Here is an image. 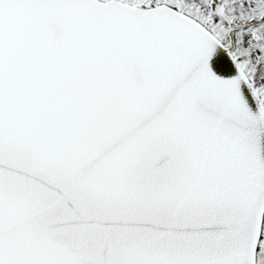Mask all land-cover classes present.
<instances>
[{
    "label": "snow or ice",
    "instance_id": "6c2138e0",
    "mask_svg": "<svg viewBox=\"0 0 264 264\" xmlns=\"http://www.w3.org/2000/svg\"><path fill=\"white\" fill-rule=\"evenodd\" d=\"M0 264H264V0H0Z\"/></svg>",
    "mask_w": 264,
    "mask_h": 264
}]
</instances>
